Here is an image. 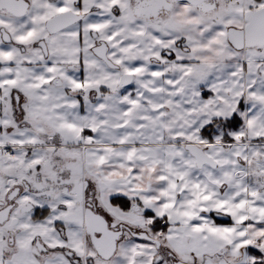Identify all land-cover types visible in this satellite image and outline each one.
Wrapping results in <instances>:
<instances>
[{"label":"snow or ice","instance_id":"snow-or-ice-1","mask_svg":"<svg viewBox=\"0 0 264 264\" xmlns=\"http://www.w3.org/2000/svg\"><path fill=\"white\" fill-rule=\"evenodd\" d=\"M0 264H264V0H0Z\"/></svg>","mask_w":264,"mask_h":264}]
</instances>
